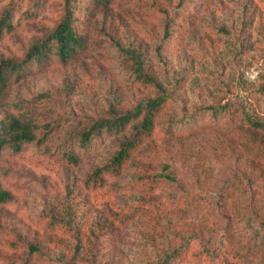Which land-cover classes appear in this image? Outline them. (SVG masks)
Returning <instances> with one entry per match:
<instances>
[{"label": "rangeland", "instance_id": "rangeland-1", "mask_svg": "<svg viewBox=\"0 0 264 264\" xmlns=\"http://www.w3.org/2000/svg\"><path fill=\"white\" fill-rule=\"evenodd\" d=\"M88 1L76 0L84 52L27 66L0 98V140L9 119L44 137L0 149V189L11 195L0 205V264H264V0ZM7 8L0 60H21L54 30L63 1L0 0V15ZM127 50L167 99L121 170L93 184L131 125L86 150L78 133L161 94ZM224 104L233 114L203 110Z\"/></svg>", "mask_w": 264, "mask_h": 264}, {"label": "trees", "instance_id": "trees-1", "mask_svg": "<svg viewBox=\"0 0 264 264\" xmlns=\"http://www.w3.org/2000/svg\"><path fill=\"white\" fill-rule=\"evenodd\" d=\"M63 14L54 30L46 35L40 41L32 44L25 56L21 60H0V98L6 92L12 82L22 78L25 68L31 64L43 63L51 56L57 58L61 63H66L85 50V38L79 30V20L77 16L76 0H62ZM110 0H89L91 7H98L101 4L109 3ZM12 29L10 18V10L4 9L0 15V38L5 31ZM168 33V32H167ZM166 31L164 36L166 37ZM129 56L133 64L135 75L143 82L152 85L161 94L153 99H149L144 103L136 105L132 110L123 114H114L109 118L100 119L92 122L87 128H83L77 137L75 144L77 150H86L90 146V142L96 136L105 133L108 135L120 134L126 131L127 126L130 127V134L120 144L117 151L109 158V160L101 167L96 168L91 173V181L93 184L103 183L106 175L117 174L123 165L129 160L131 154L136 151L143 141L147 139L156 128V117L161 108H163L167 94L161 85L156 82L150 75L143 73L142 62L140 56L132 50L124 51ZM212 115H228L233 114L230 106L227 104L221 106H207L203 109ZM246 121L253 128H261L262 123L256 117L248 115L242 111ZM186 121L185 119L182 120ZM6 134L5 140H0V149L7 144L12 152H18L25 144L34 143L40 145L43 138L37 139L32 128L17 119H9L7 123L1 126ZM68 150L63 153L66 159L72 164H78L80 158L75 153L72 145L67 146ZM11 199L8 191L0 189V205L7 203ZM30 251H34L32 248ZM172 255H166L159 264H168ZM28 264V261H26Z\"/></svg>", "mask_w": 264, "mask_h": 264}]
</instances>
